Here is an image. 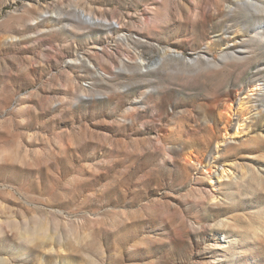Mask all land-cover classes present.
I'll list each match as a JSON object with an SVG mask.
<instances>
[{"label": "rangeland", "instance_id": "374dc122", "mask_svg": "<svg viewBox=\"0 0 264 264\" xmlns=\"http://www.w3.org/2000/svg\"><path fill=\"white\" fill-rule=\"evenodd\" d=\"M0 264H264V0H0Z\"/></svg>", "mask_w": 264, "mask_h": 264}, {"label": "bare ground", "instance_id": "6f19581e", "mask_svg": "<svg viewBox=\"0 0 264 264\" xmlns=\"http://www.w3.org/2000/svg\"><path fill=\"white\" fill-rule=\"evenodd\" d=\"M228 169H223L222 172L227 173ZM224 175V174H223ZM222 176V175H221Z\"/></svg>", "mask_w": 264, "mask_h": 264}]
</instances>
